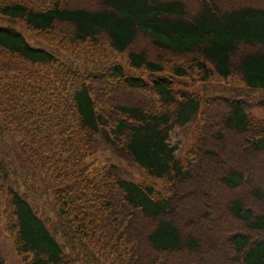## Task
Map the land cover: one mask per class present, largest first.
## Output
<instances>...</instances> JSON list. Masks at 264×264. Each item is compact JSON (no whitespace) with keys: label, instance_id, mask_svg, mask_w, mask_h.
Masks as SVG:
<instances>
[{"label":"trees","instance_id":"1","mask_svg":"<svg viewBox=\"0 0 264 264\" xmlns=\"http://www.w3.org/2000/svg\"><path fill=\"white\" fill-rule=\"evenodd\" d=\"M185 78L199 88L177 87ZM257 92L264 0H0V137L30 165L0 155L15 252L125 264L132 246L130 264H264ZM200 116L214 142L181 157L174 132ZM101 141L165 189L100 163Z\"/></svg>","mask_w":264,"mask_h":264},{"label":"rangeland","instance_id":"2","mask_svg":"<svg viewBox=\"0 0 264 264\" xmlns=\"http://www.w3.org/2000/svg\"><path fill=\"white\" fill-rule=\"evenodd\" d=\"M16 28L19 29L24 33V35L27 36L28 39L32 40V32L28 30V28L25 26L24 23L18 22L15 24ZM181 83L177 84V87L180 86H186L190 89H196L199 88L197 84V80L190 78H185L181 80ZM195 86V87H193ZM201 88V87H200ZM216 89V88H215ZM199 90V89H198ZM210 91H213L212 86L209 89ZM254 95L258 98L257 100L253 101V104L255 102H261V100H264V92H257L254 93ZM252 104V105H253ZM217 110L222 109L224 110L225 105L221 102H218L214 100L212 104ZM262 105V102H261ZM257 106V105H256ZM252 108V114L254 117L259 119V121H264V108L260 106ZM207 123H204L203 116H201L196 119L194 123L188 124L185 127L177 128L174 132V142H177L180 147V155L181 157L185 156V153L190 151L192 148H196L198 145H207V142L213 143L214 139L212 138V135L214 132L216 133V130L213 132L211 131L209 135L207 136L206 140L204 142H201L200 137L205 133L206 131ZM18 139L13 136L12 134H9L5 136L4 140L0 137V155L2 158H4L9 167L11 168L13 164L14 167H19L20 171L29 169L30 166L26 160L23 154L21 153L20 146L17 144ZM98 161L102 164H109L113 163L117 166V169L123 175L124 177H127L131 180L138 181V182H146L153 185H156L157 190L161 191L165 189L166 184L164 180H155L152 177H150L145 170H143L139 165L132 163L127 159L126 157L116 154L110 147L107 146L103 141L99 144V151L97 152ZM15 161V162H14ZM33 182L36 186L40 187V178L39 175L36 172H33L32 175ZM228 197V196H227ZM227 197L224 198L226 201ZM230 197H228L229 199ZM5 206L0 207V255H2L6 261V264H25L23 260L18 256V254L14 250L13 242L8 236L7 229H6V218L4 214ZM254 239L262 238L259 234H253ZM227 249L229 251L231 250V245L227 246ZM134 251L132 250V246L128 250V256L122 260H125V264H130V255L133 254ZM121 255V254H120ZM229 264H237L235 261L231 260L228 262ZM135 264V263H134Z\"/></svg>","mask_w":264,"mask_h":264}]
</instances>
